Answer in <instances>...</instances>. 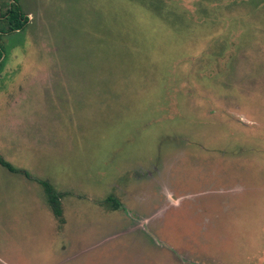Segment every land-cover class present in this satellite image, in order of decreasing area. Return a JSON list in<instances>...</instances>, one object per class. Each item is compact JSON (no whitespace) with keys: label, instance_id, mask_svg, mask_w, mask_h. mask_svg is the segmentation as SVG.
Listing matches in <instances>:
<instances>
[{"label":"rangeland","instance_id":"rangeland-1","mask_svg":"<svg viewBox=\"0 0 264 264\" xmlns=\"http://www.w3.org/2000/svg\"><path fill=\"white\" fill-rule=\"evenodd\" d=\"M0 157V264H264V0H0Z\"/></svg>","mask_w":264,"mask_h":264},{"label":"trees","instance_id":"trees-1","mask_svg":"<svg viewBox=\"0 0 264 264\" xmlns=\"http://www.w3.org/2000/svg\"><path fill=\"white\" fill-rule=\"evenodd\" d=\"M28 21H29L28 18L25 16L24 13H22L19 6H16L15 8H13L8 12V24L10 25L12 31L25 29V27L28 24ZM0 165L12 173L18 172V170L13 165L8 163L1 157H0ZM41 185L44 187V191L47 197V202L49 203L54 215L57 218L62 219L63 216L62 202H61L62 194L57 192L53 188V186L49 185L46 182H41ZM117 207L118 204H116L115 208Z\"/></svg>","mask_w":264,"mask_h":264},{"label":"flooded vegetation","instance_id":"flooded-vegetation-1","mask_svg":"<svg viewBox=\"0 0 264 264\" xmlns=\"http://www.w3.org/2000/svg\"><path fill=\"white\" fill-rule=\"evenodd\" d=\"M12 9H13V8H10V9L8 10V12H9L10 10H12ZM22 13H23V12H22ZM25 16H26V15H25ZM7 17H8V13H7ZM26 17H27L28 20H29V17H28V16H26ZM7 21H8V20H7ZM29 22H30V20L28 21V24H29ZM28 24H27V26H28ZM8 26H9V28H10V25H9V24H8ZM27 26H26V27H27ZM26 27H25V28H26ZM10 30H11V28H10ZM23 30H24V29H22V30H16V31H12V30H11V32H19V31H23Z\"/></svg>","mask_w":264,"mask_h":264}]
</instances>
